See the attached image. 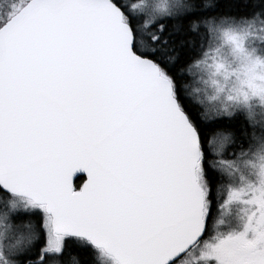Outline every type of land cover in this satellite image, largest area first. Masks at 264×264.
Wrapping results in <instances>:
<instances>
[{
    "label": "snow or ice",
    "instance_id": "obj_1",
    "mask_svg": "<svg viewBox=\"0 0 264 264\" xmlns=\"http://www.w3.org/2000/svg\"><path fill=\"white\" fill-rule=\"evenodd\" d=\"M0 264H264V0H0Z\"/></svg>",
    "mask_w": 264,
    "mask_h": 264
}]
</instances>
